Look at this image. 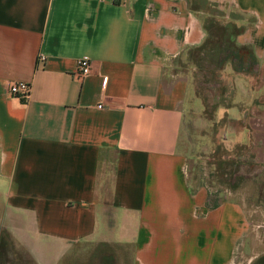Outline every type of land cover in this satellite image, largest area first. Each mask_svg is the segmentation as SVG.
Returning <instances> with one entry per match:
<instances>
[{
    "label": "crops",
    "instance_id": "0c3cea01",
    "mask_svg": "<svg viewBox=\"0 0 264 264\" xmlns=\"http://www.w3.org/2000/svg\"><path fill=\"white\" fill-rule=\"evenodd\" d=\"M209 1L249 20L235 41L263 65L264 0ZM207 38L190 0H0V257L62 264L106 242L133 245V264H264V195L195 188L179 150L177 70ZM233 74L218 115L245 121L258 88Z\"/></svg>",
    "mask_w": 264,
    "mask_h": 264
},
{
    "label": "rangeland",
    "instance_id": "374dc122",
    "mask_svg": "<svg viewBox=\"0 0 264 264\" xmlns=\"http://www.w3.org/2000/svg\"><path fill=\"white\" fill-rule=\"evenodd\" d=\"M193 2L209 28L212 54H200L195 65L191 61L195 49L189 50V62L186 56L177 70L189 81L179 150L188 157L195 188H208L220 196H253L258 202L264 195V64L230 43L249 25L248 19L214 6L206 8L202 0ZM239 71L255 77L259 92L254 105L248 107L245 121L218 115L221 106L230 107L235 100L233 73ZM2 253L0 264H33L22 249H3ZM133 263V245L84 242L73 246L62 264Z\"/></svg>",
    "mask_w": 264,
    "mask_h": 264
},
{
    "label": "trees",
    "instance_id": "16d2710c",
    "mask_svg": "<svg viewBox=\"0 0 264 264\" xmlns=\"http://www.w3.org/2000/svg\"><path fill=\"white\" fill-rule=\"evenodd\" d=\"M202 2L205 4V7L206 8H209V7H217L214 3H211L209 0H202ZM190 4H191V8L194 10V11H198V4L197 3H194L193 0H190ZM205 29L207 30V33L209 34V28L207 27V25L205 24ZM245 31V28H243L241 30L240 33L236 34V36L242 34L243 32ZM236 39V38H235ZM234 40H231L230 43L231 45L233 46L234 49H236L237 51H241V50H244L246 51L247 53H250L254 58H255V54H254V51L251 47L249 46H240L236 43V41ZM212 38L209 36L206 40V42L199 48H196L195 49V52H193L194 54L191 55V61L192 63H194L195 65H198V58H199V55L202 56L204 55L205 57L207 56H210L212 54L211 50H210V46L211 44L213 43L212 42ZM210 50V51H208Z\"/></svg>",
    "mask_w": 264,
    "mask_h": 264
},
{
    "label": "built area",
    "instance_id": "2783aa9c",
    "mask_svg": "<svg viewBox=\"0 0 264 264\" xmlns=\"http://www.w3.org/2000/svg\"><path fill=\"white\" fill-rule=\"evenodd\" d=\"M79 74L82 77L90 75L93 71V65L90 60L82 59L78 65ZM31 91V87L26 82H15L9 84V92L16 97H28ZM101 107V106H100Z\"/></svg>",
    "mask_w": 264,
    "mask_h": 264
}]
</instances>
